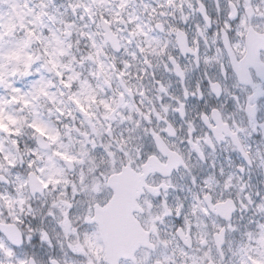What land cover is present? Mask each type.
Here are the masks:
<instances>
[{
  "label": "clouds",
  "instance_id": "1",
  "mask_svg": "<svg viewBox=\"0 0 264 264\" xmlns=\"http://www.w3.org/2000/svg\"><path fill=\"white\" fill-rule=\"evenodd\" d=\"M0 264H264V0H0Z\"/></svg>",
  "mask_w": 264,
  "mask_h": 264
}]
</instances>
